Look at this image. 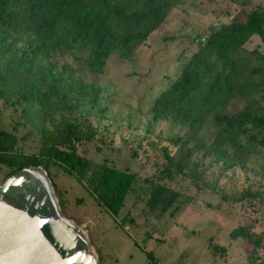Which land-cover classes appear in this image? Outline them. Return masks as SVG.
<instances>
[{
	"label": "rangeland",
	"instance_id": "rangeland-1",
	"mask_svg": "<svg viewBox=\"0 0 264 264\" xmlns=\"http://www.w3.org/2000/svg\"><path fill=\"white\" fill-rule=\"evenodd\" d=\"M259 9H264V0H181L129 60L112 54L100 75L92 73L80 55L56 54L40 63L46 74L50 70L42 93L49 91L53 79L60 88L45 106L37 101L16 104L10 83L13 89L9 86L6 98L0 99V129L14 137V150L22 156H42L44 142L64 120L85 119L95 130L94 139L79 150L90 162L81 176H69L55 165L33 169L45 174L37 171L49 182L59 215L87 242L95 264H264V251L248 257L251 247L231 239L240 227L264 238V199L255 197L259 193L264 198V155L227 168L204 152H191L178 173L176 166H169L164 149L175 163L185 157L187 152H179L170 140H185L188 128L171 116L155 122L151 112L202 40L238 14ZM244 49L264 56V41L253 36ZM8 60H0V67ZM77 84L99 91L96 101L80 96ZM214 133L212 125L201 132L208 144ZM102 166L134 176L115 217L88 183ZM166 169L169 178L162 177ZM7 173L0 165V184ZM162 184L175 193L174 201L165 212L151 210L148 200Z\"/></svg>",
	"mask_w": 264,
	"mask_h": 264
},
{
	"label": "trees",
	"instance_id": "trees-1",
	"mask_svg": "<svg viewBox=\"0 0 264 264\" xmlns=\"http://www.w3.org/2000/svg\"><path fill=\"white\" fill-rule=\"evenodd\" d=\"M180 1L0 0V60L9 57L0 67V99L6 98L12 82L16 104L37 101L45 106L59 95L60 88L59 80L53 79L49 91L42 93L50 72L41 70L42 61L56 54H76L84 57L92 73L103 74L112 54L129 60ZM253 36L264 41V9L238 14L231 24L202 40L180 77L155 101L151 109L155 122L171 116L172 121L188 128L185 140H170L179 146V152H187L185 157L175 163L164 149L169 166H176L178 173L191 152H204L227 168L264 155V56L244 49ZM76 91L91 102L99 94L82 84H77ZM207 125L215 128L210 144L201 134ZM94 137L95 130L85 119L64 120L44 142L42 156L24 157L14 150V137L0 129V165L8 169L6 178L27 168L48 170L49 165L62 168L69 176H81L90 162L79 150ZM189 145L193 147L186 148ZM169 176L167 169L162 172L163 178ZM88 179L97 201L117 216L134 176L102 166ZM255 197L264 199L259 193ZM174 198L170 188L158 185L148 207L165 212ZM231 239H241L251 247L246 251L248 257L264 251L263 236L252 228L234 230Z\"/></svg>",
	"mask_w": 264,
	"mask_h": 264
},
{
	"label": "water",
	"instance_id": "water-1",
	"mask_svg": "<svg viewBox=\"0 0 264 264\" xmlns=\"http://www.w3.org/2000/svg\"><path fill=\"white\" fill-rule=\"evenodd\" d=\"M21 170L0 184V264H95L79 230L67 226L45 184ZM34 195L29 199L24 192Z\"/></svg>",
	"mask_w": 264,
	"mask_h": 264
},
{
	"label": "bare ground",
	"instance_id": "bare-ground-1",
	"mask_svg": "<svg viewBox=\"0 0 264 264\" xmlns=\"http://www.w3.org/2000/svg\"><path fill=\"white\" fill-rule=\"evenodd\" d=\"M37 171H38V172H41V171H39V170H33V169H30V170L27 171V173L30 174V175H33V176H35V177H37V178H39V179L45 184V186L47 187V189H48L49 192H50L51 197L53 198V203L56 204V201H55L54 197L52 196V193H51V190H50V187H49V182L47 183L46 180H45L42 176H40V175L37 173ZM41 173H42V172H41ZM42 174H44V173H42ZM44 176H45V174H44ZM46 179H47V178H46ZM47 181H48V180H47ZM65 223H66L67 226L70 227L72 230H75V227H74L70 222L65 221ZM83 242L87 245V242H86L85 240H84Z\"/></svg>",
	"mask_w": 264,
	"mask_h": 264
},
{
	"label": "flooded vegetation",
	"instance_id": "flooded-vegetation-1",
	"mask_svg": "<svg viewBox=\"0 0 264 264\" xmlns=\"http://www.w3.org/2000/svg\"><path fill=\"white\" fill-rule=\"evenodd\" d=\"M25 193V195L27 196V198H31L34 194L32 193V192H30V191H27V192H24ZM0 200H3L4 202H6L7 204H9V205H11V206H13V207H16V208H18L19 206L17 205V203L14 201V200H12L11 198H7V197H2V196H0Z\"/></svg>",
	"mask_w": 264,
	"mask_h": 264
}]
</instances>
